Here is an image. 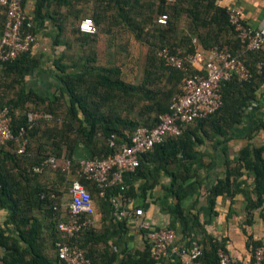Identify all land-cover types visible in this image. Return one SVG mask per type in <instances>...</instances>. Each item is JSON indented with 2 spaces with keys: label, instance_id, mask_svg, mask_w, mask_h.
Here are the masks:
<instances>
[{
  "label": "trees",
  "instance_id": "1",
  "mask_svg": "<svg viewBox=\"0 0 264 264\" xmlns=\"http://www.w3.org/2000/svg\"><path fill=\"white\" fill-rule=\"evenodd\" d=\"M74 2L38 0L31 16L34 33L46 15L51 16L45 11L53 5L66 7L67 17L72 14L78 20L77 25H71L76 27L69 29L70 38L62 41L61 33L56 42L57 46L65 45V52L56 64L61 87L54 97H42L25 88L26 76L39 65L38 59L30 57L31 51L0 64L3 78L0 106L11 111L14 136L0 149V209L8 212L6 222L0 226V264H64L58 255V242L82 248L91 264H158L150 241L145 242L143 249L120 250L111 236L110 226L101 229L91 226L74 238L59 230V224L69 220L66 210L62 209L64 195L76 180L92 197L101 199L98 202L106 221L104 202H111L114 197L146 196L149 189L140 188L142 193L137 194L136 188L128 184L124 192L113 187L101 198L98 186L80 175V162L114 156L131 142L139 128L155 127L160 115L169 112L184 74L166 66L159 55L161 49L180 50L185 55L227 47L244 61L250 70L249 78L241 80L234 75L223 82V104L215 113L186 125L180 136L169 138L144 154L136 172L126 176V181L138 176L147 178L152 173L149 166L152 163L156 169L169 172L172 182L165 187L167 196L180 202L186 194L184 184L197 175L191 164L201 154L199 147L228 137L242 123L247 110L256 104L264 85V48L242 49L225 0H94L92 14ZM74 6L77 10L72 9ZM85 16L94 20L98 33L81 32L79 24ZM163 16L167 17L166 24L159 23ZM5 22L6 11L0 6V40ZM119 32L133 35L148 48L137 82L125 79L118 60L99 62L100 35L110 37L112 44V37H119ZM74 44L78 49L75 53ZM30 113L39 115L32 126L28 122ZM23 128L28 145L24 154H18ZM259 129L264 131V122ZM52 157L58 161L56 166H46L42 173L35 172ZM65 161L70 162L71 172L65 169ZM49 170L54 171L51 176L46 174ZM243 170L253 172L256 179V198L248 204V213L260 209L264 219V146L251 143L241 149L236 161L227 162L226 177L211 187V207L214 208L218 196L235 195L234 182L243 175ZM145 206L143 203L141 207ZM172 213L185 220L180 203L173 207ZM121 221L126 223L125 219ZM124 227L126 231L125 224ZM250 238L253 253L263 242ZM188 243L192 246L191 241ZM198 244L204 245L200 257L203 264H218V251L227 252L223 243L205 232ZM173 264L182 263L176 259Z\"/></svg>",
  "mask_w": 264,
  "mask_h": 264
},
{
  "label": "crops",
  "instance_id": "2",
  "mask_svg": "<svg viewBox=\"0 0 264 264\" xmlns=\"http://www.w3.org/2000/svg\"><path fill=\"white\" fill-rule=\"evenodd\" d=\"M37 2L38 0H25V11L28 15H34ZM224 4L230 7V10L240 11L252 27L264 28V0H225ZM76 8V6L72 7L73 10H77ZM45 12H49L51 16L46 15L44 22L36 27L34 33L36 43L30 53L31 58L38 59L39 65L26 76L25 88L42 97H54L61 87L56 64L65 52V45L57 46L56 42L61 33H63L62 41L68 40L71 36L69 29L72 23L76 25L78 20L72 14L67 17L66 7L53 5ZM84 18L91 17L85 16L82 19ZM5 91L6 87H4V94ZM10 94L13 95V92ZM263 122L264 85L259 90L256 104L247 110L242 123L234 129L233 133L226 138L221 137L199 147L198 151L201 154L198 160L191 164L193 170H197V175L184 184L186 194L180 202L177 198L167 196L165 187L170 186L172 182L169 172L156 169L151 163L149 166L152 173L149 172L147 178L138 176L136 179L129 178L126 181V185L130 184L136 188L137 194L142 193L140 188L143 190L149 188L145 193L146 196L143 194L134 198L126 197L127 204L123 208L127 213L142 209L144 215L142 217L127 215L123 218L126 221L124 223L115 216L113 205L108 201L104 202L108 216L106 221L102 213V205L93 199L96 211L93 226L96 229L110 226L111 236L120 250L143 249L145 242L149 241L150 232L143 230L142 224L147 223L151 230H173L177 243H184L186 246L190 244L188 243L190 241L191 245L201 241L205 232L223 243L227 254L231 257L249 259L253 254L251 245L249 246V236L254 242H264V219L260 209L253 211L252 214H249L247 209L248 204L256 198L255 174L243 170V175L234 182L235 195L233 197L218 196L214 208L211 207L213 198L210 189L220 179L226 177L227 162L236 161L241 149L250 143L255 146H264V131L259 129ZM66 162L68 161L64 162V167L67 170ZM69 191L70 187L68 200H64L62 207L70 199ZM143 203L146 204L145 208L141 207ZM178 203L184 211L185 220L172 213L173 207ZM62 209L67 212V209ZM7 218L8 212L0 209V226L4 225ZM249 220L252 221L250 224L247 223ZM123 223L127 227L126 231ZM202 246L204 248V245ZM174 262L176 257L168 254L158 261V264Z\"/></svg>",
  "mask_w": 264,
  "mask_h": 264
},
{
  "label": "built area",
  "instance_id": "3",
  "mask_svg": "<svg viewBox=\"0 0 264 264\" xmlns=\"http://www.w3.org/2000/svg\"><path fill=\"white\" fill-rule=\"evenodd\" d=\"M0 6L6 11L5 28L0 40V64L12 62L21 55L32 50L36 43L33 32V20L25 11V0H0ZM230 22L234 27L241 47L244 51L260 50L264 48V28L252 27L240 11H230ZM27 28L25 27L26 23ZM167 17L159 19V23L166 24ZM79 28L81 32L96 34L97 26L92 18L83 19ZM166 66L181 71L184 76L179 86V92L172 100L169 112L160 115L159 123L153 127H141L133 135L131 142L123 145L112 157L100 159L93 158L80 162V175L95 183L100 189V197L105 198L106 191L110 188L126 190V176L135 173L140 166L142 156L169 138L181 135L186 125L199 118H205L215 113L223 104L221 85L223 82L237 75L241 80L250 76V70L244 61L233 55L229 48H212L209 51L197 50L192 54H182L180 50L172 52L169 48H163L159 52ZM0 65V66H1ZM1 69V67H0ZM0 74V82L2 81ZM3 88L0 87V93ZM38 114L30 113L28 122L34 125ZM47 118H51L50 115ZM13 116L8 107L0 106V149L5 147L13 139ZM26 130H21L22 136L18 154H24L27 149L28 139L24 137ZM57 159L50 158L35 172L42 173L46 166H56ZM67 171L71 172L70 162H66ZM70 199L63 206L67 209L69 220L61 222L59 230L68 237L74 238L83 230L94 225L96 211L92 194L84 185L76 180L70 188ZM115 210V216L123 219L127 215L142 217V209H136L131 213L124 211L127 199L114 197L111 200ZM142 229L149 233V241L153 247L154 258L160 261L170 254L176 257L182 264H203L200 257L203 254V246L194 243L186 246L176 241V235L170 229L151 230L147 223L142 224ZM59 258L64 264H91L85 251L77 245L58 242L56 244ZM218 264H263L264 242L257 247L249 259L231 257L227 252L218 251Z\"/></svg>",
  "mask_w": 264,
  "mask_h": 264
},
{
  "label": "rangeland",
  "instance_id": "4",
  "mask_svg": "<svg viewBox=\"0 0 264 264\" xmlns=\"http://www.w3.org/2000/svg\"><path fill=\"white\" fill-rule=\"evenodd\" d=\"M75 1L81 9H85L88 14H92L95 11V3L94 0H72ZM78 24V23H77ZM76 24V25H77ZM96 24V23H95ZM97 26V25H96ZM76 27V26H72ZM71 27V28H72ZM71 31V30H70ZM98 33V27H97ZM114 35V34H113ZM111 35V36H113ZM119 37H112V44L109 43L106 35L101 34L98 44L97 50L99 52V62L100 64H107L109 61L114 59L118 60L119 64L123 68L124 77L129 82H137L142 73V67L145 63L146 54L148 52V48L146 46L141 45L135 39V37L129 33L119 32ZM77 45L74 44L72 47L73 53L77 52ZM118 53V54H117ZM63 164V163H62ZM54 171L49 170L46 172L48 175H52ZM65 200H68V192L64 195ZM94 201L98 202V197L93 196ZM95 203V202H94Z\"/></svg>",
  "mask_w": 264,
  "mask_h": 264
}]
</instances>
